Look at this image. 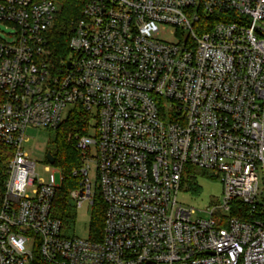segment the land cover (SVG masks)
Segmentation results:
<instances>
[{"label": "built area", "instance_id": "2783aa9c", "mask_svg": "<svg viewBox=\"0 0 264 264\" xmlns=\"http://www.w3.org/2000/svg\"><path fill=\"white\" fill-rule=\"evenodd\" d=\"M59 11L0 0L14 29L0 40V144L14 151L0 264H264V0H89L57 65ZM77 107L95 137H76L70 198L93 205L95 161L100 240L65 235L53 165L41 178L23 149L29 127L56 130ZM187 166L223 185L209 219L177 203Z\"/></svg>", "mask_w": 264, "mask_h": 264}, {"label": "trees", "instance_id": "16d2710c", "mask_svg": "<svg viewBox=\"0 0 264 264\" xmlns=\"http://www.w3.org/2000/svg\"><path fill=\"white\" fill-rule=\"evenodd\" d=\"M55 1L59 4L60 11L48 33V45L52 61L59 65L70 55L69 42L73 33V24L82 18L84 6L89 0ZM90 122L89 115L80 108L77 107L71 110L64 122L55 130V139L48 151L54 157V165L60 168L63 176V183L57 190L53 201L52 216L60 220L66 230L69 229L74 219V205L70 198V192L77 189L79 184V178L74 177L73 173L81 165L79 151L76 149L74 142L67 141V137L68 135L72 137L87 135ZM13 155V149L0 144V208L5 192L8 163ZM193 178L190 176L187 180L190 185H194ZM94 198V213L89 238L100 240L106 207L99 194H96Z\"/></svg>", "mask_w": 264, "mask_h": 264}, {"label": "rangeland", "instance_id": "374dc122", "mask_svg": "<svg viewBox=\"0 0 264 264\" xmlns=\"http://www.w3.org/2000/svg\"><path fill=\"white\" fill-rule=\"evenodd\" d=\"M14 29L11 25L0 22V40L10 42V35ZM70 59V56L67 60ZM94 125V124H93ZM93 125L89 130V137H95ZM55 130L29 127L26 135L27 142L24 143L23 149L28 153L32 162L36 163V172L41 178H46L48 173L45 172V167L48 166L46 155L52 147V142L55 139ZM67 141L76 143V137L68 135ZM91 156L95 157L94 146H91ZM52 170H55L57 183L61 184L62 172L59 167L53 165ZM194 177V185L188 183L189 177ZM89 180L92 186V194L96 195L98 191L97 182V164L92 161L88 173ZM223 198V185L220 180L210 172L187 166L184 171V180L181 189L177 195V203L185 207L193 208L197 211L193 219H209L206 211L215 203L221 202ZM95 199V198H93ZM74 205V219L69 229H64L66 236H72L80 239H87L90 236L91 224L93 220V205L90 202H85L79 207L77 202Z\"/></svg>", "mask_w": 264, "mask_h": 264}, {"label": "water", "instance_id": "95a60500", "mask_svg": "<svg viewBox=\"0 0 264 264\" xmlns=\"http://www.w3.org/2000/svg\"><path fill=\"white\" fill-rule=\"evenodd\" d=\"M67 67L69 68L70 67V64H67ZM46 159L48 160V162L51 164V165H54V163H55V159H54V157L52 156V154L51 153H47V155H46Z\"/></svg>", "mask_w": 264, "mask_h": 264}]
</instances>
